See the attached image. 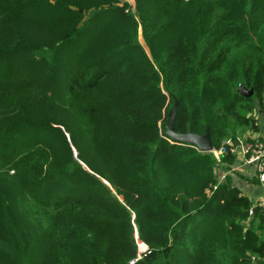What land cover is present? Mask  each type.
<instances>
[{"label": "trees", "instance_id": "16d2710c", "mask_svg": "<svg viewBox=\"0 0 264 264\" xmlns=\"http://www.w3.org/2000/svg\"><path fill=\"white\" fill-rule=\"evenodd\" d=\"M131 4L0 0V264H264V206L220 173L258 130L264 0ZM174 96L219 158L169 140Z\"/></svg>", "mask_w": 264, "mask_h": 264}, {"label": "crops", "instance_id": "0c3cea01", "mask_svg": "<svg viewBox=\"0 0 264 264\" xmlns=\"http://www.w3.org/2000/svg\"><path fill=\"white\" fill-rule=\"evenodd\" d=\"M255 116L258 119V130L256 132L248 131V135L259 138L264 142V105ZM221 175L231 174L233 183L242 190L257 206L264 197V183L260 180V173L256 164H248L242 156L235 161L234 166L229 170H221ZM255 178L254 182L251 179Z\"/></svg>", "mask_w": 264, "mask_h": 264}, {"label": "water", "instance_id": "95a60500", "mask_svg": "<svg viewBox=\"0 0 264 264\" xmlns=\"http://www.w3.org/2000/svg\"><path fill=\"white\" fill-rule=\"evenodd\" d=\"M240 93L245 96H251L253 94V89L247 90L246 88H241ZM178 105L179 100L176 96H174V103L171 106L166 122V134L169 137V140L173 143L177 144H188L196 146L200 151L203 152H213L214 145L212 141L211 128L210 126L206 127L204 133L199 134L195 133L192 130L188 132L181 133L177 132L175 129L176 118L178 113ZM257 206H255L254 210H257Z\"/></svg>", "mask_w": 264, "mask_h": 264}, {"label": "built area", "instance_id": "2783aa9c", "mask_svg": "<svg viewBox=\"0 0 264 264\" xmlns=\"http://www.w3.org/2000/svg\"><path fill=\"white\" fill-rule=\"evenodd\" d=\"M225 151V148L214 149L213 153L219 158L220 154ZM232 153L240 154L248 164H256L260 173V180L264 183V142L256 140L252 143H239L237 146L230 149ZM260 205L264 206V197L260 201Z\"/></svg>", "mask_w": 264, "mask_h": 264}, {"label": "rangeland", "instance_id": "374dc122", "mask_svg": "<svg viewBox=\"0 0 264 264\" xmlns=\"http://www.w3.org/2000/svg\"><path fill=\"white\" fill-rule=\"evenodd\" d=\"M119 2L121 3V5H126V8H125V10H128V9H133L134 10V12H136V9L134 8V7H132V4H131V0H119ZM237 138V140H239L238 142H237V144H241V143H244L245 142V139L246 138H248V132H238V134H237V136H236ZM230 144L231 143V140L229 141V140H227V144ZM237 146V145H236ZM215 155V154H214ZM215 157H216V155H215ZM136 237L138 238V235H137V233H136ZM138 245H139V251H140V254L138 255V258H140L141 257V253L142 252H145L148 248H147V246H146V244L145 243H143V242H141V241H139L138 240Z\"/></svg>", "mask_w": 264, "mask_h": 264}]
</instances>
